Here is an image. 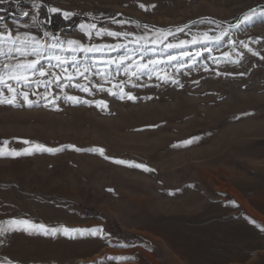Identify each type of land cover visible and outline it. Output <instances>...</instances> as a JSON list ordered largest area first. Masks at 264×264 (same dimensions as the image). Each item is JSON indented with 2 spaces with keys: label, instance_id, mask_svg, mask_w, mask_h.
<instances>
[{
  "label": "rangeland",
  "instance_id": "374dc122",
  "mask_svg": "<svg viewBox=\"0 0 264 264\" xmlns=\"http://www.w3.org/2000/svg\"><path fill=\"white\" fill-rule=\"evenodd\" d=\"M24 1L0 7V69L40 59L50 74L29 73L26 88L0 71L35 105H0V264H264V17L241 23L264 0ZM34 4L74 15L53 31V13L47 26ZM24 151L33 154L8 155ZM13 220L108 238L14 231Z\"/></svg>",
  "mask_w": 264,
  "mask_h": 264
},
{
  "label": "snow or ice",
  "instance_id": "6c2138e0",
  "mask_svg": "<svg viewBox=\"0 0 264 264\" xmlns=\"http://www.w3.org/2000/svg\"><path fill=\"white\" fill-rule=\"evenodd\" d=\"M5 2V0H0V4H3ZM34 8H36V10H39V8L41 7L40 4H34L33 5ZM140 7L144 10H147L146 8H144V5H140ZM155 7V6H153ZM49 13H58L59 10L58 9H55V8H49L48 9ZM252 12H255L256 13V16L254 17L252 15ZM252 12H249L246 14V16L242 19L241 23L243 24H248V23H252L254 22L255 19L259 18V17H264V11H259L257 9H253ZM61 15L64 16L65 19H68L70 18L72 15V13H68V12H61L60 13ZM22 16L27 18L29 16V12L25 11L22 13ZM209 23H211V21H208ZM27 26V25H26ZM27 27H30V26H27ZM93 28L95 27V25L92 26ZM235 27H240L239 24L235 25ZM181 31H183V29H181ZM103 35H107V36H117L118 34L115 33V32H104ZM224 35H227V33L225 32ZM205 36H207V34H205ZM5 36L3 35H0V58L3 57V55H5V53L3 52V43L5 41ZM8 41L11 43V44H16L17 41H20L21 44L23 43H26L27 41L25 39H23L21 36H15L14 38L11 36V34L8 35L7 37ZM32 39H35V37H32ZM204 42H215V43H220L222 42V39H216L214 41H204ZM75 42L73 41H70L69 44H74ZM20 45H17V47H19ZM187 42H184L180 45H175V44H168V49L171 50L173 48H177V47H187ZM40 47L42 48L43 47V44L40 45ZM104 49H107L108 51H111L112 49L108 46V45H104L103 46ZM82 51H89L88 49H81ZM95 51H100V48H97L95 49ZM249 51H251L249 49ZM10 54V53H9ZM253 55H257V53L253 52L252 53ZM21 55L27 57V56H32L34 55V52L33 51H25V52H21ZM185 59L187 58V56L184 57ZM262 59H264V57H261ZM51 59V58H50ZM178 58L177 57H172L171 60L169 62H172V61H175L177 60ZM76 63H79V61H75ZM126 61L124 60L123 57H121V64L125 63ZM108 63L111 65L113 64L112 61H108ZM150 63L153 65L152 69H149L148 68V65L145 64L144 65V70L147 71V72H151V71H154L155 68L157 67V63L155 61H150ZM238 63V62H237ZM116 67H120V65H115ZM4 70H7L9 72V76H10V79H13L15 81V83L19 84L21 83V78L22 80L24 81V86L27 88L29 85L27 83V80H28V74L31 73V74H34V75H38L40 77H45V76H48L50 73L48 71H45L43 70L42 68V61L40 59H36L34 62H30V63H25V64H18V65H12V66H8V65H5V68L4 69H0V71H4ZM63 71H67V69H63ZM99 71V70H98ZM52 75H55V73H51ZM19 77V78H18ZM137 79H139V76H137ZM157 79H161V77L158 75L157 76ZM163 83L167 84L169 83L170 81L167 80V79H164L162 81ZM47 83H51L50 81H48ZM171 83L173 84H179V81L178 80H173L171 81ZM198 83V82H197ZM0 86H6L7 87V91L9 92H12L13 95L11 98H7L5 97L4 95V92L3 91H0V105L2 104H9L13 107H20L21 105L19 103H17V99L18 97L19 98H22L25 102H26V106L29 107V108H32L34 107V103L29 100V97L26 93H19L17 91V89L13 88L7 80H5L4 76L3 75H0ZM157 87H159L160 85H156ZM131 87H136L135 84H132ZM103 90V89H101ZM79 91H86L85 88H80ZM88 94L89 95H92V92L91 91H88ZM111 94V93H110ZM33 95H35V93H33ZM119 98L123 99L124 97L123 96H120ZM43 99L44 100H47L49 99V97L45 94L43 96ZM66 99L68 101H72L76 104H86L88 106H92L88 101H84V100H80L78 97H73V96H67ZM127 99L129 100H135L136 98L133 97V96H127ZM37 103H39V98L37 99ZM53 103H55V101H53ZM44 107H47V105H43ZM97 107H100V106H103L102 107V110H106L107 109V105L104 104L103 101H100L97 103L96 105ZM54 110H59V109H54ZM248 115H251V114H248ZM199 138H194L192 140H188V141H185L183 143V145H180V146H184V147H187L189 145H191L192 143H195V142H198ZM7 142H5L6 144ZM21 143L23 144H30L31 142L30 141H22ZM35 148L38 149L39 151L41 152H47L49 154H55L56 152L58 151H63V149H49L47 147H44L42 145H35ZM71 150H74V151H80L79 149H71ZM33 152L31 151H24V152H9L8 155L9 156H12L13 158L15 156H21V155H32ZM98 154L101 155V156H104V150H98ZM4 156V153H3V150L0 149V157H3ZM107 159V157H105ZM112 163L114 164H118V165H125L126 167H129V168H135V169H141L142 171L144 172H152L153 169H150L144 165H141V164H138V163H126L125 161L123 160H113ZM233 207H236L237 205H235V203L233 202L232 204ZM251 223H255L254 221H250ZM15 225H20V226H24V227H20V228H15L13 226ZM25 228L27 229H39L40 231V234H45V235H55L57 232H63L64 234H69V233H75V234H79V235H99L100 238L102 239H107L108 237L106 235H103L104 233V230L102 228H98V229H67V228H63V229H47L45 228L44 225H33L30 221L28 220H13V221H10L9 222V229L10 230H14V231H22V230H25ZM262 231H264V227L261 228ZM3 227L0 226V234H3ZM30 234H36L35 232H31ZM69 238H76V236L74 235H69ZM120 247H127L128 245H124V244H121L119 245ZM109 259H113V258H109ZM120 259H128V258H120ZM98 264H100V262H98Z\"/></svg>",
  "mask_w": 264,
  "mask_h": 264
},
{
  "label": "trees",
  "instance_id": "16d2710c",
  "mask_svg": "<svg viewBox=\"0 0 264 264\" xmlns=\"http://www.w3.org/2000/svg\"><path fill=\"white\" fill-rule=\"evenodd\" d=\"M25 4L26 3L24 0L18 1V2L9 1L7 3L0 4V7H2V8H14V7H19V6L25 5ZM41 12H42V16L44 18L43 19L44 24H46L48 26L49 25V12H48L46 6L41 7ZM0 14H3V13H0ZM85 20H92V21H95L99 24H103L107 19L85 18ZM66 24H67V21H65V19H63L62 15L60 13H55L52 15L51 27L49 26L50 27L49 29L53 30V31H58L62 27H65Z\"/></svg>",
  "mask_w": 264,
  "mask_h": 264
},
{
  "label": "water",
  "instance_id": "95a60500",
  "mask_svg": "<svg viewBox=\"0 0 264 264\" xmlns=\"http://www.w3.org/2000/svg\"><path fill=\"white\" fill-rule=\"evenodd\" d=\"M0 11H5V10L0 9ZM81 19H83V16L79 17V19H78L77 21H79V20H81ZM59 33H60V32H59ZM59 33H55V34H59Z\"/></svg>",
  "mask_w": 264,
  "mask_h": 264
}]
</instances>
